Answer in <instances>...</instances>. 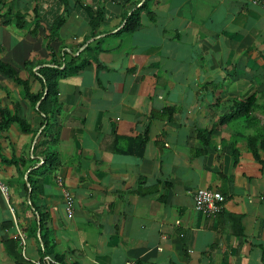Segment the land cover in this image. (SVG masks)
Wrapping results in <instances>:
<instances>
[{
	"label": "crops",
	"instance_id": "0c3cea01",
	"mask_svg": "<svg viewBox=\"0 0 264 264\" xmlns=\"http://www.w3.org/2000/svg\"><path fill=\"white\" fill-rule=\"evenodd\" d=\"M143 1L0 0V61L30 94L42 90L37 71L52 66L53 18L62 19L53 45L65 61L91 47L90 66L59 78V110L48 122L40 101L0 72V109L28 125L0 129V264H18L8 239L19 264H264V148L258 159L249 150L264 114L218 120L264 93V7L150 0L140 26L116 34ZM80 3L104 13L93 35ZM144 137L142 155L126 152L129 139ZM44 150L58 156L50 172ZM11 158L18 162L1 161ZM30 172L38 192L26 183ZM198 189L222 194L219 214L195 210ZM38 212L48 216L42 230Z\"/></svg>",
	"mask_w": 264,
	"mask_h": 264
},
{
	"label": "trees",
	"instance_id": "16d2710c",
	"mask_svg": "<svg viewBox=\"0 0 264 264\" xmlns=\"http://www.w3.org/2000/svg\"><path fill=\"white\" fill-rule=\"evenodd\" d=\"M149 1L144 0L143 3L133 10L130 14H124V25L123 27L117 31L116 34L120 32L129 33L137 29V27L141 24V14L150 15L151 12L149 10ZM81 8L87 13L88 20L87 24L91 29V34L93 35L94 29L102 22V18L104 13L99 10H94L90 6L83 5L80 3ZM21 18V17H20ZM62 25L61 17L53 18L51 26L48 30L47 35V43L45 44V48L49 53V63L52 66L42 67L37 72L39 73V81L41 82L42 90L38 94H30L28 89V83L25 80L19 78L17 71L8 64L0 61V72L2 75L11 78L15 81L19 86L22 87L23 93L26 98L34 105L36 102L40 101L38 104V110L45 114V121H49V117H54V115L59 110V105L56 101V94H57V86L59 78L66 77L69 75L77 74L81 70H84L85 67L91 65V58L86 56L91 47L88 45L85 49H83L76 57H70L69 61L64 60V55H59V50L57 51L53 45V42L57 38L58 29ZM35 32V31H34ZM62 60V61H61ZM45 90V93H44ZM260 98H262L260 102ZM47 110V112H46ZM260 111L264 114V93L261 94H252L244 100L234 102V104L230 107L229 112L223 116H220L218 120L220 122L229 121L232 119L243 118L242 123L246 124L248 122H252L257 118L253 115L254 111ZM10 123H16L19 125L22 131H28L27 123L17 117L15 114H11L7 109H0V129L4 130L7 129ZM49 125H46L44 129L39 134L37 141L34 145V150L40 146V140L45 136L46 129ZM257 130L261 135L256 137H252L253 140L256 141L249 147V150L253 155L258 159V149L264 148V121L261 123L260 127H257ZM205 133H199V136L207 135ZM206 138V137H205ZM130 147L129 150L127 149V153L135 154L136 156H140L143 153L144 145H145V137L144 138H134L129 139ZM43 160L42 166L47 168V171L54 168L53 165L57 161L58 156L55 153H47L45 150L43 151ZM5 164H14L17 163L18 160L14 158L3 159L1 160ZM52 171V170H51ZM50 172V171H49ZM47 173V172H46ZM45 174V172H43ZM31 172L28 174L26 183L29 184V188L31 192H38L39 188L35 186L36 182L32 180L30 177ZM141 180L139 181L140 184ZM39 215V228L42 230L46 227V222L48 219L47 214L38 212ZM8 225L3 224L1 228H6ZM42 242L45 245L44 236H41ZM5 251L8 256L15 262V263H22L23 258L21 257L20 251L17 247L16 240L8 239L4 242ZM62 261V259H59Z\"/></svg>",
	"mask_w": 264,
	"mask_h": 264
},
{
	"label": "built area",
	"instance_id": "2783aa9c",
	"mask_svg": "<svg viewBox=\"0 0 264 264\" xmlns=\"http://www.w3.org/2000/svg\"><path fill=\"white\" fill-rule=\"evenodd\" d=\"M247 2L252 5H259V6L261 5L264 7V0H247ZM57 184L58 185L62 184V180L59 177H57ZM0 187L1 190L4 191V188L2 186ZM64 197L66 202L67 214L71 215L72 196L70 195L69 192H65ZM192 198H193L195 210L199 213L210 216H214L220 213L222 209V202L224 201L222 194H220L219 192H213L205 189L195 190L192 194ZM18 240L21 247V251L24 252L25 239L22 233L18 234ZM30 264H39V262L35 260L33 261L31 260ZM55 264H60V263H55ZM127 264H131V263H127Z\"/></svg>",
	"mask_w": 264,
	"mask_h": 264
},
{
	"label": "rangeland",
	"instance_id": "374dc122",
	"mask_svg": "<svg viewBox=\"0 0 264 264\" xmlns=\"http://www.w3.org/2000/svg\"><path fill=\"white\" fill-rule=\"evenodd\" d=\"M44 169H45L44 167L39 168V170H40V172H41L40 174H42V173L44 172ZM45 173H46V172H45Z\"/></svg>",
	"mask_w": 264,
	"mask_h": 264
},
{
	"label": "water",
	"instance_id": "95a60500",
	"mask_svg": "<svg viewBox=\"0 0 264 264\" xmlns=\"http://www.w3.org/2000/svg\"><path fill=\"white\" fill-rule=\"evenodd\" d=\"M86 45V44H85ZM84 47V46H83ZM35 141H36V138H35V140H34V142L33 143H35Z\"/></svg>",
	"mask_w": 264,
	"mask_h": 264
}]
</instances>
